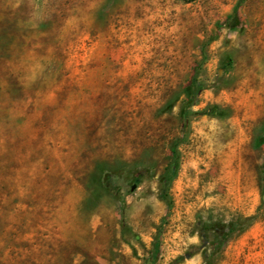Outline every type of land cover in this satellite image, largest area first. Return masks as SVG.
<instances>
[{"label":"rangeland","instance_id":"obj_1","mask_svg":"<svg viewBox=\"0 0 264 264\" xmlns=\"http://www.w3.org/2000/svg\"><path fill=\"white\" fill-rule=\"evenodd\" d=\"M0 264H264V0H0Z\"/></svg>","mask_w":264,"mask_h":264},{"label":"trees","instance_id":"obj_2","mask_svg":"<svg viewBox=\"0 0 264 264\" xmlns=\"http://www.w3.org/2000/svg\"><path fill=\"white\" fill-rule=\"evenodd\" d=\"M171 154H172V156L174 155V150L173 149H171ZM171 166H173V164L171 165ZM171 171V169L169 170L168 169V172H170ZM167 172V173H168ZM167 173H166V175H165V177H164V179H163V183L165 184V182L167 181V179H168V177H167Z\"/></svg>","mask_w":264,"mask_h":264}]
</instances>
